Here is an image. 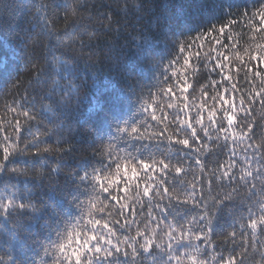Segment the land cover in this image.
<instances>
[{"label":"snow or ice","instance_id":"obj_1","mask_svg":"<svg viewBox=\"0 0 264 264\" xmlns=\"http://www.w3.org/2000/svg\"><path fill=\"white\" fill-rule=\"evenodd\" d=\"M126 3L127 0H125ZM23 7L26 5L22 3V0H0V14L15 12ZM153 7L156 9V5L144 2L129 6L127 10L116 11L106 4H101L99 8L93 5L95 17L98 20L109 19V11L105 9L113 11L116 16L123 15L125 19L129 15L137 17L136 23L144 19L143 15L138 16L137 13L148 12L150 14L148 27L142 28L137 33L138 40L133 37L136 41L137 54L152 51L163 40L167 52L172 55L168 59L167 66L158 65L161 77L158 81L160 85L158 92L161 96L172 98L175 92L179 91V95L183 96L188 85L187 81L179 80L176 65L187 66L194 55L196 61H199L201 49L207 46L223 47L220 43L221 34L230 35V32L226 33V29L238 26L239 20L233 11L226 10L223 19L207 24L199 30L194 31L185 25L173 31L172 20L165 19L163 14L157 15V10H153ZM36 10L39 12V15L35 16L36 26L40 29L39 35L46 37L48 43L45 45L43 40L34 41L39 47L47 49V54L43 56L44 64L47 66L37 65L35 67V83L52 84L51 95L48 98L55 107L50 109L52 115L47 119L49 123H54V117L59 119L56 114L66 115L72 100L78 99L79 89L73 83V78L79 80L82 77L79 72V59L74 52L77 47L82 49L85 44L83 41L77 42L74 39L82 27L75 21L65 31L57 32L54 28L55 20H50V17L54 16L51 7L42 4ZM256 15V13L253 14L249 23ZM258 15L259 24L264 26V0H261ZM240 16L248 19L243 12ZM120 23L119 19L113 21L108 26V31L113 30V24ZM130 26L133 25L124 24L119 31L122 32L124 28ZM101 28L103 29L104 26L101 25ZM184 32H192V34L185 35ZM30 39H34L32 34L26 33L25 47ZM57 52L60 53L59 56L56 55ZM211 54V52L204 53L205 59ZM262 58L264 57L253 56L250 60L254 62ZM163 59L161 57V60ZM212 63L216 65L212 71L221 77L222 83L233 81L232 75H225L224 69L227 66L219 63V57ZM249 73L252 75V80L247 81L243 93L233 82L226 84L220 92L210 96L209 99L213 103L207 108L206 116L203 110L207 101L200 105L194 115L186 111L189 109V104L186 102L187 97H184L183 108H180L178 104L169 103L167 107L176 110L172 112V118L168 119V116L156 104V98L151 89L148 91L147 98L144 97L143 90L138 93L132 87L129 88L127 96L123 94L114 96L105 127L112 128L115 125L117 134L109 135L107 144H103V137H100L102 148L107 150V157L99 161L98 165L85 163L78 171L68 173L65 185L68 188V196L72 199L58 202L60 212L49 205L45 208L46 215L34 217L43 220L42 229L47 230V234L44 235L47 246L42 243L40 247L45 256L50 254V261L42 260V264H141L147 258L145 253L153 257V264H160V260L156 258L158 253L153 249H159L162 246L156 243L161 221H167L169 215H174L172 208L188 205L192 208H202L203 213L198 217H192L186 225L180 224L179 221L176 224H164L161 231L168 238L164 245L168 260L164 261V264H171L173 259L177 264H182L178 255L173 256V251H178L180 248H192V264H197L196 255L200 252L201 246L195 244L194 241H201L205 245L211 243L209 234L213 230L209 226L211 224L209 212L216 210L223 214L233 206V196L238 195L240 191L247 193L250 204L256 197H260L257 201L259 207L255 212L253 208L256 205L245 208L248 212L247 223L243 226H234L240 230L241 243L239 245L236 244V231L225 234V241L222 242L224 246L222 248L217 246L220 254L216 264H246L248 247L243 240L246 233L251 230L252 236L255 237L259 228L260 234L264 235V132L258 135L254 131V128L259 129L264 125H257L251 120L253 105L259 103L261 107H264V66L255 70L245 66V77ZM173 78H176L175 82L170 83ZM257 78L260 82L259 91L252 87ZM64 81L68 83L65 84ZM212 84L215 85L216 81L213 80ZM203 94L208 95L207 91ZM233 94L240 95L238 101L232 99ZM132 96H135L139 103L142 118L135 123L129 120L118 122L117 118L124 107V99H130ZM22 99L24 103L10 109L16 117L14 131L17 133L21 130L20 117H23L25 124L36 119L32 112L35 103L30 98L22 97ZM217 102L222 107L218 108ZM157 111L162 113L159 118ZM150 121H154L155 124ZM24 131L28 135L23 138L18 135L16 137L5 136V144L0 148V176L6 178L17 175L27 176L29 172L27 168H16L12 165L18 163L16 157H19V154L30 153L33 148L35 155L44 159H47L46 154L51 152L70 155L73 151L71 146L68 148H53L50 145L41 147L45 141L41 139L42 133L38 125L35 132L32 127ZM10 140L11 143H9ZM124 141L141 142L137 152H146L147 158L133 156L126 151L122 156L118 149L120 143ZM164 142H167L169 148L174 149V155L163 154V158L156 159L153 147L158 148L159 144ZM19 143H24V147L17 149L16 157L13 158L10 148H15ZM57 143L61 141L58 140ZM63 143L68 144L69 142L64 140ZM237 147L240 149L239 155ZM103 155L104 153L101 152V156ZM208 164L212 167L208 168ZM194 169H198L199 175ZM170 173L181 177L171 186V189L166 182ZM60 174L59 163L55 168L49 169L50 179ZM156 176L159 178L156 179ZM187 176H192V179L185 182L184 177ZM258 178H260L259 190L256 183ZM141 179L145 181L142 188L140 187ZM214 184L223 189L222 194L213 187ZM130 187L134 189L131 197L127 195ZM81 196H87L89 199L81 201ZM16 199L15 193L6 199L0 197V212L11 217L14 213L27 214L29 209L33 213L37 211L36 205L30 202L27 205L24 202L16 203ZM164 199L168 200V205L171 207L161 208L159 217L154 216L152 208L160 207L159 203L154 204V201ZM123 200H128L132 205L139 204L142 210L146 202L148 205L146 218L138 222L134 216L135 207H130L129 203H122ZM117 206L116 214L124 219L123 221H110L108 218L113 215V208ZM49 207L51 211H47ZM73 209H78L79 212L74 215ZM125 209L128 210V216H125ZM198 224L202 227H196ZM116 226L124 229L123 239L116 235ZM130 229L134 230V236L126 234ZM9 233L12 239L17 238L12 230H9ZM184 240H187V243H183ZM8 242V240L5 241V243ZM227 244H231L232 247H227ZM237 247L242 250L243 256L237 254ZM251 247L254 249L255 246L251 245ZM36 254L39 255V253ZM137 257L140 259H136ZM261 258L264 260V253H261ZM0 264H5L2 257H0ZM8 264H24V262L11 259Z\"/></svg>","mask_w":264,"mask_h":264},{"label":"trees","instance_id":"obj_2","mask_svg":"<svg viewBox=\"0 0 264 264\" xmlns=\"http://www.w3.org/2000/svg\"><path fill=\"white\" fill-rule=\"evenodd\" d=\"M144 2L153 6L156 5V9L153 7V10H157V15L163 14L165 19H171L173 31L177 28H183L185 25L194 31L199 30L207 24L223 19L226 10L233 11L239 20L238 26L226 29V33L230 32V35L221 34L220 43L223 44V47H219V45L207 46L201 49L199 61H196L194 55L190 58L187 66L176 65L179 80L181 82L187 81L188 85L183 96L179 95V91H176L172 98L161 96L158 92L160 87L158 81L161 79L158 65L167 66L168 59L172 55L167 52L163 40L152 51L137 54L136 41L133 37L138 40L137 33L142 28L148 27L150 19L148 12L137 13L138 16L143 15L144 19L140 23H136L137 17L129 15L125 19L123 15L116 16L109 9H105V11H109V19L98 20L93 9V5L99 8L101 4H106L112 10H127L129 6ZM22 3L26 7L15 12L0 14V148L5 144V136L16 137L18 135L23 138L28 135L24 131L26 128L32 127L33 132H35L38 125L42 133L41 139L45 141L41 147L50 145L53 148H68L71 146L73 151L70 155L51 152L46 154L47 159H44L35 155L34 148L31 149L30 153H21L19 157H16V150L22 149L24 143H19L15 148H10L13 158L16 157L18 162L12 167L27 168L29 172L27 176L17 175L7 178L0 176V197L6 199L15 193L16 203L24 202L27 205L30 202L36 205L37 211L33 213L29 209L27 214L17 215L14 213L11 217L0 212V257L4 259L5 264H8L11 259H16L18 262L23 261L24 264H33V261L35 264H42V260L50 261V254L45 256L40 247L42 243L47 246V241L44 240L47 230L42 229L44 221L34 217L46 215L45 208L49 205L60 212L58 202L72 199L68 196V188L65 185L68 173L78 171L80 166L85 163L98 165L99 161L107 157V150L102 148L100 137H103V144H107L108 136L117 134L115 125L112 128L105 127V121L109 119L108 112L112 98L121 94L127 96L130 87L135 88L138 93L143 90V95L147 98L148 91L151 89L156 98V104L168 116V119L172 118V112L176 109H169L167 105L175 103L183 108L184 97H187L186 102L189 104V109L186 111H189L191 115H194L200 105L207 101L203 110L206 116L207 108L211 107L213 103L209 99L210 96L220 92L226 84L233 82L243 93L247 81L252 80L251 73L245 77V66L253 70L264 66V58L254 62L250 60V57L253 56L264 57V26L259 24L258 13L261 0H127L126 4L125 0H22ZM42 4L50 6L54 12V16L50 17V20H55V31H65L74 21L77 25L82 26L74 39L77 42L83 41L85 44L82 49L77 47L74 52L79 59V72L82 77L79 80L73 78V83L79 89L78 99L72 100L66 115L61 116L60 113H57L56 116L59 119L54 117V123H49L47 119L52 115L50 109L55 107L48 98L51 95L52 84L35 83V67L37 65L47 66L43 60V56L47 54V49L34 43V41L40 40H43L45 45L48 43L46 37L39 35L40 29L36 26L35 16L39 15L36 9ZM241 12L245 13L248 19L240 16ZM254 13L257 15L249 23ZM117 19L121 23L113 24V30L108 31V26ZM129 23L133 26L124 28L122 32L119 31L122 25ZM101 25L104 26L103 29ZM26 33H31L34 38L28 41L27 47L24 43ZM184 34L190 35L192 32H184ZM206 52L212 53L207 59L204 57ZM56 55L59 56L60 53L57 52ZM161 57L164 59L161 60ZM218 57L219 63L227 66L224 69L225 75H232L233 81L222 83L221 77L212 71L216 67L212 61H216ZM175 79L173 78L170 83L175 82ZM213 80L216 81L215 85L212 84ZM64 83L67 84L68 81H64ZM252 87L256 91L260 90L258 78ZM205 91L208 95L203 94ZM22 97L30 98L35 103L32 112L36 119L25 124L23 117H20L21 130L17 133L14 131L16 117L10 109L15 105L24 103ZM239 98V94L232 96V99L236 101ZM217 107L222 106L217 102ZM253 108L251 120L257 125H264V107L257 103L253 105ZM161 114L160 111H157L158 118ZM142 115L136 97L132 96L130 99H124V107L117 120L118 122L129 120L135 123L142 118ZM150 123L155 124L154 121H150ZM205 123H207V119H205ZM254 131L259 135L264 132V127L254 128ZM58 140L61 143L58 144ZM64 140L69 143L64 144ZM140 143L138 141L121 142L118 151L122 156L126 151L133 156L147 158L146 152H137ZM101 152L104 153L103 156H101ZM153 152L156 159L163 158V154L174 155V149L169 148L167 142L159 144L158 148L154 146ZM237 154H240L239 147H237ZM249 159H251V155H249ZM58 163L61 174L50 179L49 169L55 168ZM211 167L212 165L208 164V168ZM89 171H91L90 167ZM194 171L199 175L198 169H194ZM155 178L158 179L159 177L156 176ZM180 179V176L170 173L166 182L171 189V186ZM191 179L192 176L184 177L185 182ZM259 179L256 180L258 190ZM144 183L145 181L141 179V188ZM213 187L217 188L221 194L223 193V189L218 188L217 185L214 184ZM133 191L134 189L130 187L127 195L131 197ZM88 199L87 196L80 197L81 201ZM259 199L260 197H256L250 204L247 193L240 191L238 195L234 194L233 196V206L229 207L223 214L216 210L209 212L211 218L209 226L213 230L209 234L211 243L205 245L201 241H194L195 244L201 246L200 252L196 255L197 264L201 261L203 264H216L220 254L217 251V246L219 245L221 248L224 246L222 242L225 241L226 233L236 231V244L241 243L240 230L234 226H243L247 223L248 212L245 211V208L256 205L253 212L257 211ZM105 203L108 202L105 201ZM122 203H129L130 207H135L134 216L138 222H142L146 218L148 211L146 202L143 210L139 204L132 205L128 200H123ZM155 203H159L160 207H153L152 214L159 217L161 208L169 206L168 200H156ZM51 207L47 208V211H51ZM117 210L118 206L113 208V215L108 218L110 221H123L124 217L117 215ZM78 212V209H73L74 215ZM172 212L174 215H169L167 221H161V229L165 223L176 224L177 221L186 225L192 217L201 215L203 209L192 208L191 205H188L174 207ZM128 214V210L125 209V216ZM196 227H202V225L198 224ZM161 229H158L156 243L162 246L159 249L154 248L153 251L158 253L156 258L160 260V264H164V261L168 260V253L164 247L168 238L163 235ZM9 230H12V233L17 237L16 239H12ZM124 234V229L116 226V235L123 239ZM126 234L134 236L135 232L130 229ZM6 240L9 242L5 243ZM243 240L248 247L246 264H264V260L261 258V253H264V235L260 234L259 228L255 237L249 230ZM182 242L187 243V240ZM251 245L255 246L254 249ZM227 247L231 248L232 245L227 244ZM236 251L238 255L243 256L239 247ZM192 253V248H180L178 251H173V256L178 255L182 264H192ZM145 256L147 258L141 264H153V257L147 253ZM136 259L140 258L137 257ZM171 264H177L176 260L173 259Z\"/></svg>","mask_w":264,"mask_h":264}]
</instances>
